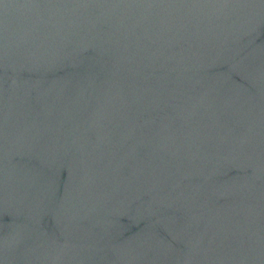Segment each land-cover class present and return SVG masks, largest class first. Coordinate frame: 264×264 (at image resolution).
<instances>
[{"label": "water", "instance_id": "95a60500", "mask_svg": "<svg viewBox=\"0 0 264 264\" xmlns=\"http://www.w3.org/2000/svg\"><path fill=\"white\" fill-rule=\"evenodd\" d=\"M0 264H264V0H0Z\"/></svg>", "mask_w": 264, "mask_h": 264}]
</instances>
